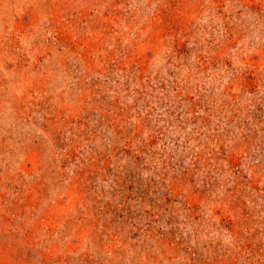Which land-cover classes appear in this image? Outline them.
Instances as JSON below:
<instances>
[{"label": "rangeland", "instance_id": "374dc122", "mask_svg": "<svg viewBox=\"0 0 264 264\" xmlns=\"http://www.w3.org/2000/svg\"><path fill=\"white\" fill-rule=\"evenodd\" d=\"M0 264H264V0H0Z\"/></svg>", "mask_w": 264, "mask_h": 264}]
</instances>
